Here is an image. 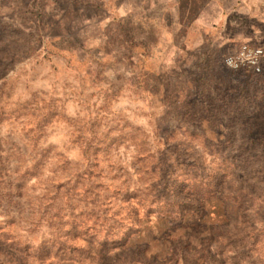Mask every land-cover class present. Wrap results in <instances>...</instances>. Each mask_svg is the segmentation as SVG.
<instances>
[{"label":"rangeland","instance_id":"obj_1","mask_svg":"<svg viewBox=\"0 0 264 264\" xmlns=\"http://www.w3.org/2000/svg\"><path fill=\"white\" fill-rule=\"evenodd\" d=\"M201 3L0 0V264H264L262 41Z\"/></svg>","mask_w":264,"mask_h":264},{"label":"crops","instance_id":"obj_2","mask_svg":"<svg viewBox=\"0 0 264 264\" xmlns=\"http://www.w3.org/2000/svg\"><path fill=\"white\" fill-rule=\"evenodd\" d=\"M200 7L197 24L216 30L212 38L258 39L264 47V0H202Z\"/></svg>","mask_w":264,"mask_h":264},{"label":"built area","instance_id":"obj_3","mask_svg":"<svg viewBox=\"0 0 264 264\" xmlns=\"http://www.w3.org/2000/svg\"><path fill=\"white\" fill-rule=\"evenodd\" d=\"M222 63L232 71L250 70L261 74L264 68V47L243 43L235 51L225 54Z\"/></svg>","mask_w":264,"mask_h":264},{"label":"trees","instance_id":"obj_4","mask_svg":"<svg viewBox=\"0 0 264 264\" xmlns=\"http://www.w3.org/2000/svg\"><path fill=\"white\" fill-rule=\"evenodd\" d=\"M18 251L25 253L27 251V248H20Z\"/></svg>","mask_w":264,"mask_h":264}]
</instances>
